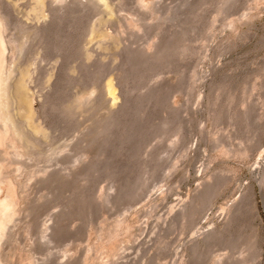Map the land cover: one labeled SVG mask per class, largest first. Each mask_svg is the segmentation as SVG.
I'll return each mask as SVG.
<instances>
[{
  "label": "rangeland",
  "instance_id": "374dc122",
  "mask_svg": "<svg viewBox=\"0 0 264 264\" xmlns=\"http://www.w3.org/2000/svg\"><path fill=\"white\" fill-rule=\"evenodd\" d=\"M35 1L0 0L43 133L0 144V264H264V0Z\"/></svg>",
  "mask_w": 264,
  "mask_h": 264
},
{
  "label": "bare ground",
  "instance_id": "6f19581e",
  "mask_svg": "<svg viewBox=\"0 0 264 264\" xmlns=\"http://www.w3.org/2000/svg\"><path fill=\"white\" fill-rule=\"evenodd\" d=\"M97 1L102 3L105 8L108 7L105 4V0H97ZM40 2L39 0L35 1V3H37V6L40 5ZM2 61H3L2 42L0 40V144L5 142L4 140L6 139V137L10 136L14 140H16L23 149H27L29 146H31L30 145L31 142L29 143V141L26 138L27 137L26 131L28 132L29 130L31 132L29 133L32 135L34 134L37 135L38 133H40L39 127H36V125H33L35 123H32L33 118L31 117L32 114L31 99L29 97L28 90L25 84L26 83L25 80L28 76L27 71L20 70L17 79L12 81L10 73H6L4 71L3 69L4 66ZM113 89L114 88H112L111 84L108 83L107 92L112 103H114L117 100V97L114 94ZM16 118L19 119V122L16 121ZM40 134H43L42 130ZM1 169L2 166L0 165V183L4 181V179L2 181L1 176L3 175L2 172L3 169L2 170ZM7 188L8 190H10L9 187ZM10 191H7L8 194L5 195L3 199H0V240L3 237L2 235H4L3 231H5L4 229H6L5 227L7 223H10V220H12V218L9 217V214H11L10 211H12L11 208L13 206L14 200L11 194L12 191L11 192Z\"/></svg>",
  "mask_w": 264,
  "mask_h": 264
}]
</instances>
